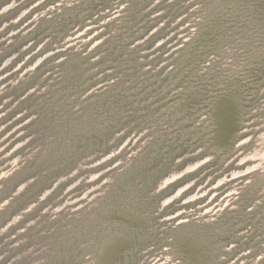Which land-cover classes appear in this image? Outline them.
Listing matches in <instances>:
<instances>
[{"label":"rangeland","instance_id":"rangeland-1","mask_svg":"<svg viewBox=\"0 0 264 264\" xmlns=\"http://www.w3.org/2000/svg\"><path fill=\"white\" fill-rule=\"evenodd\" d=\"M0 264H264V0H0Z\"/></svg>","mask_w":264,"mask_h":264}]
</instances>
